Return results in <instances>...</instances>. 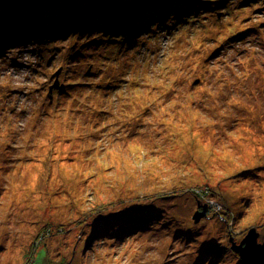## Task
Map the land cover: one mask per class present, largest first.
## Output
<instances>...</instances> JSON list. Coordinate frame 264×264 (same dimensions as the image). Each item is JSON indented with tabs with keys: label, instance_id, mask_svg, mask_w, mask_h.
Wrapping results in <instances>:
<instances>
[{
	"label": "rangeland",
	"instance_id": "obj_1",
	"mask_svg": "<svg viewBox=\"0 0 264 264\" xmlns=\"http://www.w3.org/2000/svg\"><path fill=\"white\" fill-rule=\"evenodd\" d=\"M160 1L2 0L0 264H264V0Z\"/></svg>",
	"mask_w": 264,
	"mask_h": 264
},
{
	"label": "trees",
	"instance_id": "obj_2",
	"mask_svg": "<svg viewBox=\"0 0 264 264\" xmlns=\"http://www.w3.org/2000/svg\"><path fill=\"white\" fill-rule=\"evenodd\" d=\"M254 0H239L240 5H249L251 4L252 6L254 5ZM247 3V4H246ZM98 4H102V5H106L105 2L102 3H98ZM114 4V3H113ZM205 4H212L211 2H208L206 0H202L200 1V7H202ZM192 6V3L190 1L187 2H183L182 0H169V2H166V0H161L159 3H157L155 5L156 9L158 10V12H156V14L153 15H145L144 18L146 19L147 17H166L168 12H171L172 14H175L177 11H180L181 9H184L187 7L188 10H186V13L189 12L190 8H194L195 10H199L200 8L198 6ZM209 7V6H208ZM211 7V6H210ZM74 9L77 10V8L75 6H73ZM216 8V7H215ZM50 11L52 10L51 8L49 9ZM88 10V9H87ZM92 10V9H90ZM169 10V11H168ZM79 11V10H78ZM108 12V10H106ZM81 12V11H80ZM109 13V12H108ZM83 17L87 16L85 13H81ZM98 14H100V12H98ZM131 14V13H130ZM130 14L127 13H117L115 12L110 14L111 17L107 16L105 13H101L100 16L97 15V11L95 10L92 13V16L89 19H78L76 21V23L82 22L81 25H84L85 27H91V25L93 24V28L96 29L97 26L102 27L104 29L107 30L108 32V39H112L113 42L116 41V36H125L128 35L129 37H134L132 40L130 41H135L138 38V35H140L141 31H145L143 30V27H145L146 25H142L145 22V19L140 20L139 22H134V28H131L130 24L132 23L134 20H132V16H130ZM97 19H99V21H97ZM94 20V21H93ZM153 20V19H152ZM9 25L11 23H14V21L8 20ZM148 26V23H146ZM15 26H9V29L13 32H17L18 30V26L17 24H14ZM104 25H107V28L104 27ZM40 26H44L41 29V34L39 32ZM22 27V26H21ZM26 28L29 32L28 36L31 37H37V38H42L47 36V32L48 30L50 31H55V29L52 28V26L49 25H45L44 22H40L39 18L34 19L33 21L31 20H26ZM37 28V34H33V30ZM149 31V30H148ZM52 35V34H51ZM51 35H49V37L51 38ZM13 44L12 45H19V41H12ZM129 45V44H128ZM127 45V46H128ZM202 210V207H201ZM141 223H143V221H141ZM36 244H40L39 242H36ZM37 251V247L36 249L33 248V251L30 253V257L29 259H31V261L28 264H32L33 261L35 260V252Z\"/></svg>",
	"mask_w": 264,
	"mask_h": 264
},
{
	"label": "water",
	"instance_id": "obj_3",
	"mask_svg": "<svg viewBox=\"0 0 264 264\" xmlns=\"http://www.w3.org/2000/svg\"><path fill=\"white\" fill-rule=\"evenodd\" d=\"M6 2H2V0H0V8H2L5 5ZM12 6H22L25 5L27 6V4H25V0H11V2H7L6 4H10ZM206 212L207 209L204 208L202 212L197 211L194 215V220H196V222L200 221V219L205 218L206 217ZM258 237H259V233L257 231H255V229H252L251 231H249V233L245 236V238L239 243L237 244L236 242L233 241V239H231L232 242V250L237 252L240 257L241 260L243 261H258L260 260L262 257H264V242L260 243L258 242Z\"/></svg>",
	"mask_w": 264,
	"mask_h": 264
},
{
	"label": "bare ground",
	"instance_id": "obj_4",
	"mask_svg": "<svg viewBox=\"0 0 264 264\" xmlns=\"http://www.w3.org/2000/svg\"><path fill=\"white\" fill-rule=\"evenodd\" d=\"M149 20H150V19H149ZM146 22H148V21H145L144 23H146ZM144 23H143V24H144ZM144 39H145V38H144ZM200 209H201V206H200Z\"/></svg>",
	"mask_w": 264,
	"mask_h": 264
}]
</instances>
